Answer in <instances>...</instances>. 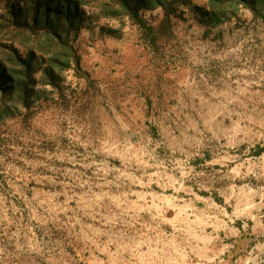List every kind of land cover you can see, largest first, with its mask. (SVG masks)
<instances>
[{"label":"clouds","instance_id":"clouds-1","mask_svg":"<svg viewBox=\"0 0 264 264\" xmlns=\"http://www.w3.org/2000/svg\"><path fill=\"white\" fill-rule=\"evenodd\" d=\"M81 3L92 52L0 88V264H264V0Z\"/></svg>","mask_w":264,"mask_h":264},{"label":"trees","instance_id":"trees-1","mask_svg":"<svg viewBox=\"0 0 264 264\" xmlns=\"http://www.w3.org/2000/svg\"><path fill=\"white\" fill-rule=\"evenodd\" d=\"M122 2L123 5L109 9L105 15L117 18L120 7H127L134 13L136 7L143 6V0ZM81 6V0H24L22 3L11 2L0 12V34L7 36L11 33L13 37L26 34L38 44L31 50L29 62L17 57L18 66L14 75H4L0 69V88H7L8 82L15 80L18 90L32 93L38 85H55L58 82L60 72L70 68L73 63L69 55L70 46L62 42L61 32L67 34L78 29L76 22L83 13ZM33 25H39L36 31H33ZM0 54L16 56L13 46L2 37ZM75 57L77 59L76 54Z\"/></svg>","mask_w":264,"mask_h":264},{"label":"rangeland","instance_id":"rangeland-1","mask_svg":"<svg viewBox=\"0 0 264 264\" xmlns=\"http://www.w3.org/2000/svg\"><path fill=\"white\" fill-rule=\"evenodd\" d=\"M20 2L22 3L24 0H0V12L6 8L7 5L11 2ZM81 10L83 12V7L81 6ZM93 17H85L84 13L81 14L80 18L77 20L76 24L78 25V29L75 31L78 35L76 38V41H74V47L76 49L75 54L77 56L78 60H84L93 50L95 45L97 44L98 40L94 39L93 37L96 36L98 37L100 34L103 35L106 31H108L107 26L100 27L99 25H95L96 28L99 29L98 32L95 33H89L87 31L85 32H79L82 27H89L91 29L92 25V20ZM87 20V25L85 21ZM105 20H107L108 24L114 25L117 23V18H108L105 17ZM72 71V66L62 72H60V77L64 73H71ZM38 77V74L36 75V78ZM44 86H36L37 89H41Z\"/></svg>","mask_w":264,"mask_h":264}]
</instances>
